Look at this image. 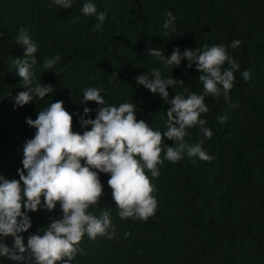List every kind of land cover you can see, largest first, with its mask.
Wrapping results in <instances>:
<instances>
[{"label": "trees", "instance_id": "obj_1", "mask_svg": "<svg viewBox=\"0 0 264 264\" xmlns=\"http://www.w3.org/2000/svg\"><path fill=\"white\" fill-rule=\"evenodd\" d=\"M83 2L74 0L63 9L49 7V0H0V175L19 179L23 145L36 131L26 118L35 119L49 102L63 101L73 114V131L86 130L79 119L85 105L79 99L87 87L101 88L113 106L136 104L137 119L163 131L169 105L137 86L135 77H150L152 68H160L163 76L183 80L169 87L170 97L199 94L203 85L195 64L187 67L184 60L165 68L147 49L159 47L168 55L175 47L224 45L240 69L227 102L223 96L204 100L209 111L201 117L213 135L203 148L212 158L164 160L160 175L150 178L157 207L147 220L118 216L109 175L101 173L103 195L88 211L96 216L109 211L115 228L109 229L110 236H83L72 264H264V0H93L106 13L97 30L94 16L81 12ZM166 12L175 17V33L163 28ZM21 27L37 44L35 82L52 84L55 91L14 107L12 98L25 90L12 63L23 58L22 46L15 43ZM232 40H239V46L229 47ZM57 54L55 70L41 67L45 57ZM245 69L250 71L247 80L241 75ZM86 106L92 110L86 118H95L96 103ZM220 116L227 119L221 123ZM187 131L188 144L203 139L198 127ZM172 143L162 141V149ZM29 215L32 227L21 234L25 244L29 233L43 231L61 212L57 206ZM12 240L9 236L6 243L11 246ZM0 264L31 261L0 258Z\"/></svg>", "mask_w": 264, "mask_h": 264}, {"label": "clouds", "instance_id": "obj_2", "mask_svg": "<svg viewBox=\"0 0 264 264\" xmlns=\"http://www.w3.org/2000/svg\"><path fill=\"white\" fill-rule=\"evenodd\" d=\"M73 3L74 0H49V7L56 5L69 9ZM81 12L96 19L98 23L93 30L99 29L106 19L105 11H98L93 0H84ZM165 15L163 28L175 33V17L171 12ZM15 43L22 46L23 58L16 57L12 63L25 90L12 98L14 107L36 98L43 100L55 91L52 84L35 82L33 69L37 65V44L23 27L18 31ZM239 44V40H232L229 47L236 48ZM147 53L161 61L165 68L179 67L184 60L187 67L195 64L203 91L170 97L169 87L175 89L184 83L183 80L163 76L160 68H152L150 77L138 74L136 85L158 94L169 105L163 131L137 119L138 108L134 103L123 102L118 106L106 103L103 90L97 87L85 88L79 99L85 105L79 117L81 127L86 129L82 133L73 131V114L60 100L49 102L35 119L27 117L26 124L36 131L23 145L22 168L17 169L19 179L0 175V258L31 261V264H72L80 251L78 245L83 236L90 239L97 235L110 236L109 229L115 228L109 211H101L99 216L88 211L103 195L101 173L109 175L107 184L119 209L118 216L147 220L157 207L153 195L155 185L150 183V178L154 180L160 175L164 160L175 163L184 155L202 160L212 158L203 148L204 140L213 135L201 117L209 111L204 100L208 95L229 100L239 63L228 54L224 45L184 50L175 47L168 55L159 47H150ZM59 61L58 54L45 57L41 67L46 71L55 70ZM241 75L247 80L250 71L245 69ZM89 101L97 105L95 118H86L92 111L86 106ZM226 119V116L218 117L221 123ZM89 125L90 129L87 128ZM193 127L199 128L203 139L188 144L185 141L189 135L187 130ZM165 140L174 143L171 146L165 144L162 149ZM57 206L60 218L51 219L43 231L29 233L25 244L21 234L32 227L29 213L51 212ZM9 236L13 238L11 246L6 243Z\"/></svg>", "mask_w": 264, "mask_h": 264}]
</instances>
